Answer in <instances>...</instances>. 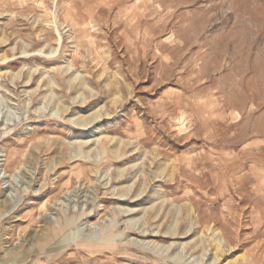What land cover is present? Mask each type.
Instances as JSON below:
<instances>
[{"label": "rangeland", "instance_id": "rangeland-1", "mask_svg": "<svg viewBox=\"0 0 264 264\" xmlns=\"http://www.w3.org/2000/svg\"><path fill=\"white\" fill-rule=\"evenodd\" d=\"M0 264H264V0H0Z\"/></svg>", "mask_w": 264, "mask_h": 264}, {"label": "bare ground", "instance_id": "bare-ground-1", "mask_svg": "<svg viewBox=\"0 0 264 264\" xmlns=\"http://www.w3.org/2000/svg\"><path fill=\"white\" fill-rule=\"evenodd\" d=\"M57 114H58V113H57ZM57 114H56V115H57ZM96 118H97V117H96ZM91 120H92V119H91ZM95 120H96V119H95ZM95 120H94V121H95ZM89 125H90V124H89ZM81 126H82V125H81ZM86 126H87V125H86ZM85 143H86V142H85ZM88 149H89V148H88ZM117 179H118V177H117ZM140 195H141V193H140L139 196H137V197H140ZM121 197L123 198V201H125L124 198L127 197V191H125L124 194H122V195L120 196V198H121ZM122 198H121V200H122ZM131 212H132L131 210H126V211H123L122 213H123V215L126 214V216L130 217V216L132 215ZM126 216H125V217H126ZM128 221H129V223H136V221L133 220V219H129ZM128 221H127V222H128ZM134 227H135V226H134ZM134 227H133V228H134ZM135 229H136V228H135ZM139 231H140V233H141V237H143V238H146V237L151 236V235L148 234V231H145L144 228L142 229V228L139 227ZM136 232H137V229H136ZM187 233H190V232H186V234H187ZM155 234H156V233H155ZM156 235H157V234H156ZM156 235L153 234L152 237H157ZM165 235H166L167 237H175L176 234H175V231H173V230H172V231H171V230H168L167 233H165ZM38 241H40V245H41V244H42L41 242L44 243L45 240H44V238H41V239H38ZM143 243H145L146 246H150L153 250H156V249H157V250H162L163 252H168V251L170 250V248H172V246H174L173 244H171V245L166 246V247H163V246L160 247L158 244H156V243H154V242H143ZM52 244H53V243H52ZM46 248H47V247H46ZM217 251H218V250H217ZM157 252H158V251H157ZM215 255H216V253H214V256H215ZM169 256H170V255H169ZM13 257H14V256H13ZM176 257H178V256H176ZM176 257H175V258H176ZM191 258H192V257H191ZM215 258L217 259V256H216ZM195 263H196V262H195Z\"/></svg>", "mask_w": 264, "mask_h": 264}]
</instances>
